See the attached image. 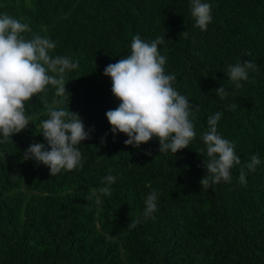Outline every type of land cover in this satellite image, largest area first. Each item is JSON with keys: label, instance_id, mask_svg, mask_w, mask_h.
<instances>
[{"label": "trees", "instance_id": "trees-1", "mask_svg": "<svg viewBox=\"0 0 264 264\" xmlns=\"http://www.w3.org/2000/svg\"><path fill=\"white\" fill-rule=\"evenodd\" d=\"M202 2L212 9L203 31L191 0H0V14L29 24L26 38L51 39V56L79 65L63 74L68 93L49 85L33 96L25 105L30 124L0 143V264H264V0ZM135 35L165 37V72L194 106L196 137L175 154L159 153L156 137L125 145L127 135L113 134L107 120L120 101L104 70L130 54ZM245 60L257 69L236 88L227 67ZM221 85L230 93L224 99L215 93ZM50 108L77 113L90 133L78 146L83 167L52 177L44 164L24 159L33 143L50 150L41 134ZM216 112L217 131L235 144L241 165L230 181L205 188L202 137ZM252 155L260 164L244 169L241 184L240 168ZM108 175L117 179L105 194ZM152 190L154 219L144 216Z\"/></svg>", "mask_w": 264, "mask_h": 264}, {"label": "clouds", "instance_id": "clouds-1", "mask_svg": "<svg viewBox=\"0 0 264 264\" xmlns=\"http://www.w3.org/2000/svg\"><path fill=\"white\" fill-rule=\"evenodd\" d=\"M211 12L209 3L191 0V15L195 18V26L202 31L212 21ZM31 32L28 23L8 14H0V135L4 138L0 143L30 124L32 116L26 114L25 105L33 96L44 92L49 85L56 88L58 95L68 93L63 74L79 66L78 62L66 56H51L50 52L56 48V43L51 39L36 34L29 39L23 35ZM181 35L186 37L187 32ZM164 40L165 37L158 36L149 42L135 35L130 54L106 66L104 75L111 78L112 93L120 101L118 107L106 112V117L113 134L120 132L127 135L125 145L138 148L156 137L159 153L171 151L175 154L188 148L196 137L192 120L194 106L187 96L173 87L176 77L165 72L167 57L161 54L159 48ZM256 69L254 61L245 60L229 65L226 75L236 88H240V81H246L248 72ZM50 71L57 75H49ZM215 93L221 99L230 95L222 85ZM195 111H199L198 105ZM48 116L41 122V134L50 150L44 143H33L24 152V159L44 164L49 168L51 177L62 170L82 168L83 158L78 146L90 139L82 118L69 109L50 108ZM221 117L222 113L216 112L207 119L208 130L202 137L208 157L203 165L207 174L200 180L201 187H212L221 180L230 181L231 169L241 165L235 144L217 131ZM101 142H104L103 138ZM145 154L150 156L151 152ZM259 164L258 155H252L250 162L240 168L239 182L246 184L245 168L255 172ZM116 179L113 175L106 176L103 183L108 186L100 191L110 194V186ZM157 200V192L152 190L144 201L145 217L155 218L153 213L157 211ZM136 226V221L128 224L131 229Z\"/></svg>", "mask_w": 264, "mask_h": 264}]
</instances>
